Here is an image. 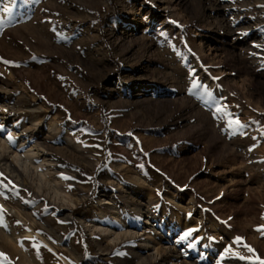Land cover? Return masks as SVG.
Returning <instances> with one entry per match:
<instances>
[{
  "label": "rangeland",
  "instance_id": "1",
  "mask_svg": "<svg viewBox=\"0 0 264 264\" xmlns=\"http://www.w3.org/2000/svg\"><path fill=\"white\" fill-rule=\"evenodd\" d=\"M58 1L0 0V252L6 232L41 264H193L170 247L190 232L213 262L250 264L244 244L264 259V0H68L39 46L36 10ZM25 148L47 177L21 166Z\"/></svg>",
  "mask_w": 264,
  "mask_h": 264
},
{
  "label": "bare ground",
  "instance_id": "2",
  "mask_svg": "<svg viewBox=\"0 0 264 264\" xmlns=\"http://www.w3.org/2000/svg\"><path fill=\"white\" fill-rule=\"evenodd\" d=\"M76 1H79V0H76ZM58 2L59 4H53V5L47 4L45 6H42L40 10H36L37 15H41V14L43 15L42 17L40 16L36 17L34 20V23H35L34 24L35 28H33V30L35 31L34 37H35V42L39 46L44 45L45 47H48L50 49L53 46V44L57 41L55 38L50 37V34L56 31L53 26L58 25L57 27L58 31L63 30L65 27L63 26L64 23H66V20H64V18L67 17V14H68L67 6L69 3H68V0H59ZM58 14L61 15L60 18L57 17ZM132 43L138 44L140 47H142L145 44V41L133 40ZM58 54L63 55L64 51L60 50ZM13 108L15 109L16 105H14ZM33 128L36 129L37 126L34 123H31L30 126H24L23 132L28 133L30 129H33ZM54 135L55 133L53 132L46 134L42 132L41 130H38L37 132L32 131L30 136H33V142L35 146H37L38 148H41L42 149L41 151L45 152L44 153V156L46 157L45 160L49 158L47 161L58 163L59 162L58 155L64 149L58 148L54 145V141L52 139ZM19 144H22V142H19ZM39 154L40 152L34 150L33 148L29 150L25 148L23 154L21 153V151H16V157H17L18 162L21 164V166H23L26 170H29V171L32 170L36 173H40L42 177L43 176L47 177L48 171H50L48 168L49 166H47L45 163L41 161V159L39 158ZM1 157L2 155L0 153V159H2ZM10 165L12 164L7 163L6 165L7 169L14 172L10 168ZM13 169H14V166H13ZM136 211L145 216L155 218V214L153 210H151L150 206L147 204L138 205V207L136 208ZM1 215L4 217L3 212H1ZM102 216L104 220L107 221V224L112 223V219L108 216L106 212H102ZM147 223H148L147 225H152V226L155 225V224H151V222H147ZM87 226L90 228L91 231H94L97 227L98 228L100 227L96 225L95 223H88ZM170 228L173 229V226H170ZM174 230L175 229L169 232V234L174 236ZM119 234H117V236L114 237L113 240L119 239L121 236V233ZM122 234L124 236H136L137 232L128 230L126 228ZM1 235L5 239L4 241L6 242L7 247H1L2 251L0 253H3L4 255L9 256L8 250L11 249L13 251H18L21 254V256L24 259H26L30 264H41V262L36 256L31 254L27 250H24L21 248V246L18 244L19 240L16 239L12 235V233L8 234L6 232H2ZM29 236L32 238L33 235L31 232L29 233ZM150 236L151 238L156 240L155 241L156 243L160 242L157 236H153L152 234H150ZM183 237L184 235L173 238L171 241L172 244L170 247L175 250H180V253L183 254L182 257H185L186 259L198 257L197 259L194 260L193 264H236V263H230L226 259H220L219 261L213 262L212 258L203 256L204 250H207L206 247H208L209 245V243L206 240L191 241L188 238H183ZM155 242L150 239L146 240V245L148 247H152L151 249H154V251L152 252V258H151L152 260H158V257L162 251V248L160 247V245H157ZM0 260L3 262H7V261H4L2 257H0ZM145 262L146 260H142L140 263L144 264Z\"/></svg>",
  "mask_w": 264,
  "mask_h": 264
},
{
  "label": "snow or ice",
  "instance_id": "3",
  "mask_svg": "<svg viewBox=\"0 0 264 264\" xmlns=\"http://www.w3.org/2000/svg\"><path fill=\"white\" fill-rule=\"evenodd\" d=\"M5 63H8V62L5 61ZM198 86H199V87H203L202 85H197V84H193L192 87H193V89H195V88L198 87ZM216 111H217V113H220V112H221V109H220V108H217ZM233 123H235V124L238 125L239 122H238V121H231V120L229 121V125H230V126H231ZM8 139L11 141V136H10V135H9ZM262 218H264V217H262ZM257 231H261V229L258 228ZM189 235H191L190 232H189V233H185V236H184L183 238H187V236H189ZM234 243L237 244V245H241V244H243L242 238L239 237V236H237V237L235 238ZM243 246L247 249V251H248L249 253L252 254L253 257H255L254 261H250V264H264V259H260L258 256H256V255H255V251H254V249H252L250 246H248V245H246V244H244ZM229 252H231V249H230V248H225V249H224V255H227ZM234 255H236V257H237L238 259H241V260L245 259V257H243V256H239L238 253H237V254H234ZM0 257H2L4 261H7V259H8L7 256L4 255L3 253H0ZM222 259H223V257H222Z\"/></svg>",
  "mask_w": 264,
  "mask_h": 264
}]
</instances>
